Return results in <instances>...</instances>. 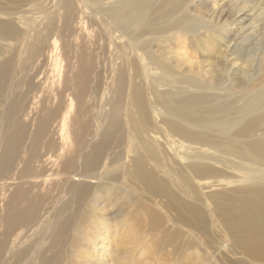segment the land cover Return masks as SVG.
<instances>
[{"label": "bare ground", "instance_id": "1", "mask_svg": "<svg viewBox=\"0 0 264 264\" xmlns=\"http://www.w3.org/2000/svg\"><path fill=\"white\" fill-rule=\"evenodd\" d=\"M0 264H264L263 0H0Z\"/></svg>", "mask_w": 264, "mask_h": 264}, {"label": "rangeland", "instance_id": "2", "mask_svg": "<svg viewBox=\"0 0 264 264\" xmlns=\"http://www.w3.org/2000/svg\"><path fill=\"white\" fill-rule=\"evenodd\" d=\"M264 3V0H263ZM250 22V20L247 21V24ZM237 189V188H235ZM231 192H233V189L231 190H225L222 189L219 192H215L213 194H217L218 196L215 198L210 197V199H208V202L210 204L211 207L221 204L220 206H222V208H224L226 205L230 204L232 202V199H236L240 194H236L234 196L231 195ZM244 194H242L243 196ZM220 196V197H219ZM99 248H94L91 250V252H97L95 255H98V257H101V252H102V246H98ZM83 250H88V248L86 249V247L83 246L82 248ZM143 259V258H142ZM146 259V258H145Z\"/></svg>", "mask_w": 264, "mask_h": 264}]
</instances>
